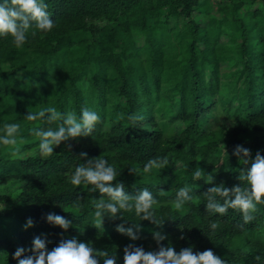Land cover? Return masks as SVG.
<instances>
[{
	"label": "trees",
	"instance_id": "16d2710c",
	"mask_svg": "<svg viewBox=\"0 0 264 264\" xmlns=\"http://www.w3.org/2000/svg\"><path fill=\"white\" fill-rule=\"evenodd\" d=\"M212 1L218 2L45 0L56 21L50 32L29 35L21 47L10 35L0 37V135L5 123H19L17 135L25 140L15 156L0 144V264H17L16 249H30L38 236L49 251L75 238L116 253V264H124L128 245L158 250L154 232L177 252L210 249L228 264H264V203L245 224L237 209L208 212L205 195L220 184L250 187L238 179L250 164L233 155L237 145L249 149L252 160L264 155V0H228L216 10ZM48 107L78 118L89 108L101 120L90 136L43 156L33 130L60 122L25 116ZM133 114L140 117L135 123L128 119ZM81 153L108 160L118 173L114 184L123 183L129 195L150 191L162 226L133 209L107 214L97 229L99 191L71 183L86 162ZM156 157L169 164L145 173V163ZM197 167L204 171L199 180ZM186 185L193 199L176 209V194ZM49 213L71 226L50 224ZM29 219L32 227H26ZM213 221L219 222L215 230ZM121 224L139 225L140 239L120 234Z\"/></svg>",
	"mask_w": 264,
	"mask_h": 264
},
{
	"label": "clouds",
	"instance_id": "9594fccd",
	"mask_svg": "<svg viewBox=\"0 0 264 264\" xmlns=\"http://www.w3.org/2000/svg\"><path fill=\"white\" fill-rule=\"evenodd\" d=\"M47 9L45 0H0V37L10 35L13 44L21 47L28 42L29 35L36 37L38 32H50L56 26V21ZM119 118L123 119V116ZM25 119L44 120L48 125L60 122L55 129L48 127L33 130V134L40 138L41 155L49 156L61 143L90 136L101 117L95 110L89 108H84L78 118L74 111L61 113L55 107H48L39 111H28ZM128 119L135 123L140 117L133 114ZM20 127L19 123H5L2 129L3 135H0V144L11 146L14 156L21 151L19 145L25 143V140L17 135ZM221 147L226 150L224 144ZM68 148L70 149L71 145H68ZM233 155L243 164H250V168L242 170L238 177L240 181H247L250 187L237 185L229 189L224 184L212 186L205 193L206 208L208 212L222 216L226 215L229 209H237L242 213L243 221L247 224L254 219L253 213L258 211L257 205L264 203V155L257 152L255 159L252 160L250 150L242 145L235 147ZM81 158L86 162L80 163L75 168L71 183L76 186L91 184L99 191L101 198L93 201L97 229L101 227L107 214L116 217L122 210L131 212L133 209L137 215L143 214V220L150 221L158 227L162 226L152 211V206L158 201L150 191L143 189L135 196H131L125 191L123 183L114 184L118 173L108 160L102 156L88 158L87 153H81ZM168 164L167 157L152 158L145 163L143 171L149 173L153 169H163ZM131 172L134 173L135 169H131ZM203 175L204 171L199 167L193 173L194 179L197 180ZM209 181L213 183L211 175H209ZM191 191L192 188L187 185L178 190L173 202L176 209H181L185 202L193 199L190 195ZM161 195H164L163 190ZM218 197L223 200V203L218 200ZM46 219L50 224L64 230L71 226L70 221L55 213L47 214ZM32 226L33 221L29 219L26 227ZM210 227L213 230L217 229L219 222H211ZM116 230L133 241L140 239L139 225L125 227L121 224ZM153 238L157 242L158 250L145 251L143 247L128 245L124 248V264H228L225 259L220 258L210 249L194 252L192 248H185L177 252L172 246L165 247L162 242L167 237L161 232H154ZM47 243L46 239L35 237L30 249L23 247L16 249L14 259L17 264H100L101 259L103 264H116L117 261L116 253L109 254L106 250H97L91 244L75 238L60 241L50 251ZM255 259L260 261L261 258L256 256Z\"/></svg>",
	"mask_w": 264,
	"mask_h": 264
},
{
	"label": "rangeland",
	"instance_id": "374dc122",
	"mask_svg": "<svg viewBox=\"0 0 264 264\" xmlns=\"http://www.w3.org/2000/svg\"><path fill=\"white\" fill-rule=\"evenodd\" d=\"M218 2H214V1H212V3L214 4L213 6H214V10H216V8H217V5L219 4V3H225V2H227L228 0H217ZM203 21L201 22V25H203L206 21H204V18L202 19Z\"/></svg>",
	"mask_w": 264,
	"mask_h": 264
}]
</instances>
